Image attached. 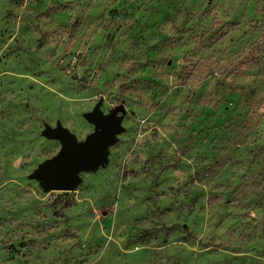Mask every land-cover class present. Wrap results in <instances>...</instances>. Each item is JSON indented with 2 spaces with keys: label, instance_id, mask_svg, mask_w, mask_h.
I'll use <instances>...</instances> for the list:
<instances>
[{
  "label": "rangeland",
  "instance_id": "1",
  "mask_svg": "<svg viewBox=\"0 0 264 264\" xmlns=\"http://www.w3.org/2000/svg\"><path fill=\"white\" fill-rule=\"evenodd\" d=\"M96 103L123 105L104 165L43 191L44 124L83 140ZM250 171L264 0H0V264H264Z\"/></svg>",
  "mask_w": 264,
  "mask_h": 264
},
{
  "label": "water",
  "instance_id": "2",
  "mask_svg": "<svg viewBox=\"0 0 264 264\" xmlns=\"http://www.w3.org/2000/svg\"><path fill=\"white\" fill-rule=\"evenodd\" d=\"M123 110L118 103L102 114L96 103L84 118L91 122L93 131L83 140H77L59 122L51 127L44 124L42 136L59 142L58 151L38 163L28 174V178L38 181L40 188L46 190H73L78 182V171L95 170L106 161L108 146L116 142L121 130L118 112Z\"/></svg>",
  "mask_w": 264,
  "mask_h": 264
},
{
  "label": "trees",
  "instance_id": "3",
  "mask_svg": "<svg viewBox=\"0 0 264 264\" xmlns=\"http://www.w3.org/2000/svg\"><path fill=\"white\" fill-rule=\"evenodd\" d=\"M226 122H227V120H224L222 122V124L224 125ZM200 162H202V161H200ZM214 164L215 165L218 164V161H216ZM212 169L213 168L211 167V165H208V166L207 165H201V167L199 169V174H198L199 176H198L197 180L205 181V184L208 185V188L211 187V183H212L210 178L212 180H213V178H215ZM241 177H242L241 181L239 182L237 188L240 186V184H244L246 179H248L249 177H251L250 181L253 183L254 182H258V183L264 182V173H262L261 171H256V172L250 171L248 173L246 172L245 175L242 174ZM256 204H258V206H257L258 212L255 214V216L264 217V185H262L260 188V198L256 201ZM255 216H251L250 218H255ZM245 217H247V216H245ZM247 218H249V217H247ZM246 240H248V238Z\"/></svg>",
  "mask_w": 264,
  "mask_h": 264
}]
</instances>
